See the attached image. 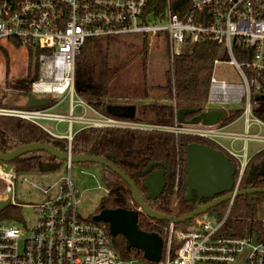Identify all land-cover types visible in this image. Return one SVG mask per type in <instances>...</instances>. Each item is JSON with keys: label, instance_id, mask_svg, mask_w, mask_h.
Masks as SVG:
<instances>
[{"label": "built area", "instance_id": "obj_1", "mask_svg": "<svg viewBox=\"0 0 264 264\" xmlns=\"http://www.w3.org/2000/svg\"><path fill=\"white\" fill-rule=\"evenodd\" d=\"M155 0H0V40L27 47L38 59L39 77L30 92L38 97L69 98V113L49 107H0V115L28 120L55 137L71 143L73 124L140 130H167L209 138L240 162L234 192L249 161L247 140L264 141V122L253 114L252 95L264 98V0H164L163 10ZM144 34L168 40L170 59L181 54L188 43L209 39L225 46L228 60L214 61L206 107L240 104L244 108L245 133L228 132L225 127L185 125L159 126L107 116L94 110L75 89L76 58L90 37ZM253 48L248 61L239 62L235 46ZM221 65L233 67L242 83L218 75ZM249 72H248V71ZM49 103V104H50ZM81 109L75 115L76 109ZM90 111L93 115H90ZM52 123V125H50ZM67 123L66 132L57 127ZM252 125L258 131L250 133ZM231 138L230 146L224 139ZM245 140L242 148L233 146ZM245 152V153H244ZM70 156V154H69ZM69 171L70 159L66 160ZM18 174L14 166L0 168L3 186L0 199L16 204L14 187ZM178 175L174 189L176 204ZM107 192V189H105ZM234 200V199H233ZM230 201V205L233 203ZM79 198L71 178L59 183V194L33 208L31 226L20 221H0V264H137L124 260L114 247L109 228L79 217ZM23 207V206H22ZM226 217L217 222L204 217L188 230L176 232L179 241L173 253L174 223L165 240L162 258L154 264H264V240L257 234L232 237L220 232ZM254 239L256 240L254 243Z\"/></svg>", "mask_w": 264, "mask_h": 264}, {"label": "trees", "instance_id": "obj_2", "mask_svg": "<svg viewBox=\"0 0 264 264\" xmlns=\"http://www.w3.org/2000/svg\"><path fill=\"white\" fill-rule=\"evenodd\" d=\"M154 4L159 10H163L165 6L164 0H155ZM161 43V49L151 50L149 37L144 34L88 38L76 58L77 94L101 114L168 127L176 124L179 108H199L201 111L218 109L213 106L207 108L206 105L214 61L216 59L226 61L229 58L225 46L209 39L188 43L172 62L168 40L164 39ZM1 49L4 50V47ZM234 52L237 60L243 63L251 58L253 48H246L244 45L235 46ZM133 68H137V71L132 72ZM38 77V64L35 69L29 67L22 85L24 90L30 92L32 81ZM114 99H141V101L124 105L114 103ZM251 100L255 105L256 102L261 104L253 107V114L264 122V98L261 99L253 94ZM51 105L50 103L44 107ZM0 107L25 108L28 105H9L4 102V96H0ZM113 108H121L122 112L115 113ZM243 112L242 106L228 109L218 126L230 125L240 118ZM192 115L189 114L190 117ZM31 143L46 144L72 156L87 154L107 158L133 179L144 203L149 208L165 215L174 214L178 218L189 214L198 205L210 201L200 198L197 190L192 192L191 198H187L186 152L189 144H204L221 150L237 168L235 179L240 167L239 160L219 144L198 135L176 134L157 129L86 126L77 130L69 143L67 138L55 137L28 120L0 115V153L7 154ZM263 160L264 148L249 158L239 190L264 188V175L260 173ZM65 161L45 150L33 149L20 154L8 164L15 167L18 175L45 174L58 171ZM81 164L98 167L101 170V179L107 192L101 198L97 213L105 208L137 210L138 224L142 230L158 233L164 239L168 237L170 222L153 219L142 211L133 198L129 184L117 173L95 162ZM159 168L165 169L166 186L160 196L149 199L143 183L149 173ZM177 175V196L174 205ZM262 204H264V193L237 196L231 205L230 201L223 202L191 220L174 224L173 253L179 246L176 232L188 230L204 217L213 218L217 222L226 217L220 227V232L224 235L244 237L254 233L260 240H264V219L258 216V209ZM22 210V205L19 203L10 204L0 212V221H20ZM87 220L94 221L93 217ZM97 223L108 228L107 223ZM113 243L122 259H140L149 262L137 249L128 250L126 239L122 235L113 237ZM150 263L154 264V262Z\"/></svg>", "mask_w": 264, "mask_h": 264}, {"label": "water", "instance_id": "obj_3", "mask_svg": "<svg viewBox=\"0 0 264 264\" xmlns=\"http://www.w3.org/2000/svg\"><path fill=\"white\" fill-rule=\"evenodd\" d=\"M49 103V97H38L31 92L27 94V105L29 108L44 107ZM113 111L119 114L122 112V109L113 108ZM188 114L196 115L188 120L186 119ZM225 115L226 112L222 109L201 111L199 108H179L177 111V122L185 125L202 124L204 126H214L219 124L221 118ZM33 149L45 150L59 159H70L72 163L95 162L110 168L129 184L133 198L142 211L153 219L166 220L174 224L191 220L194 217L206 213L220 203L235 199L237 196L264 193V188H248L234 192L237 168L231 164L229 158L221 150L204 144L191 143L188 145L186 152L187 198H191L192 192L197 190L199 191L200 198L210 199V201L204 205H198L189 214L178 218L174 214L165 215L149 208L144 203L133 179L116 166L114 162L104 157L87 154L69 156V154L60 152L49 145L31 143L23 145L7 154L0 153V160L3 163H9L20 154ZM260 173L264 175V160L260 167ZM143 185L148 191L147 197L149 199H155L160 196L166 186L165 169L159 168L149 173ZM10 204V198L0 199V212ZM138 218L139 214L137 210L124 208H105L93 216L94 221L108 224L110 234L113 237L122 235L126 239V247L128 250L135 248L143 253V257L147 261L159 262L162 258L165 240L158 233L142 230L138 224Z\"/></svg>", "mask_w": 264, "mask_h": 264}, {"label": "rangeland", "instance_id": "obj_4", "mask_svg": "<svg viewBox=\"0 0 264 264\" xmlns=\"http://www.w3.org/2000/svg\"><path fill=\"white\" fill-rule=\"evenodd\" d=\"M162 40L156 37H149L150 49L153 48L161 49ZM4 47V50L1 49ZM7 52V54H6ZM38 64L37 55L32 51L30 52L27 47H17L11 41L0 40V96H4V102L9 105L20 106L27 104V94L28 91L24 90L23 83L27 77L29 67L35 69ZM133 71H137V68H133ZM218 75L221 78H226L227 81L242 83L241 79L233 73V67L228 65H221L218 70ZM43 97V96H41ZM51 103L54 104L61 101L60 105L55 107L53 111L60 113H69V98L66 99L64 96L54 97L51 96ZM139 100H119L114 99L113 102L116 104H127L132 105ZM240 104H223L215 105L218 109H222L228 112L230 108H238ZM125 109V108H124ZM81 109L77 108L75 110V115L80 114ZM90 115L93 113L90 111ZM52 125V123H50ZM57 129L60 132L66 130L67 123H63ZM81 126H87L85 124H73V131H76ZM62 127V128H61ZM225 127V126H224ZM228 132H238L245 133V118L241 116L236 121L231 123L229 126L225 127ZM258 131L257 125H252L249 129L250 133H255ZM262 135H264V129L262 130ZM225 145L230 146L232 140L231 138L224 139ZM245 140L235 141L233 146L240 149L244 146ZM264 148V141H254L247 140L246 152L248 158H250L254 153ZM245 153V152H244ZM8 163H3L0 161V168H9ZM66 177H70L72 183L75 185L76 193L79 198V203L77 205V213L82 219H89L97 213V208L100 205L101 198L106 194L103 181L101 179L100 168L91 167L81 163H72V169L69 171L67 168V162L65 161L62 167L55 172L40 174H19L15 187L14 194L17 203L22 205V220L21 225L25 222L28 226H31L35 220L36 214L32 207L27 205L38 204L44 202L48 199H54L59 194V183ZM3 186V181L0 180V191ZM258 216L264 219V204L259 206ZM254 239V243H255ZM137 264H151L150 262L142 261L137 259Z\"/></svg>", "mask_w": 264, "mask_h": 264}, {"label": "crops", "instance_id": "obj_5", "mask_svg": "<svg viewBox=\"0 0 264 264\" xmlns=\"http://www.w3.org/2000/svg\"><path fill=\"white\" fill-rule=\"evenodd\" d=\"M53 109H54V108H53ZM60 125H62V127L65 126V125H63V124H60ZM60 125H59V126H60ZM227 126H229V125H227ZM227 126H225V127H227ZM62 127H61V128H62ZM83 127H86V126H81V127H79L77 130H79V129L83 128ZM66 130H67V127H66ZM66 130L63 131V132H66ZM77 130H76V131H77ZM76 131H74V133H75Z\"/></svg>", "mask_w": 264, "mask_h": 264}, {"label": "flooded vegetation", "instance_id": "obj_6", "mask_svg": "<svg viewBox=\"0 0 264 264\" xmlns=\"http://www.w3.org/2000/svg\"><path fill=\"white\" fill-rule=\"evenodd\" d=\"M194 115H196V114H193L191 117L189 116V114L186 116V119H191Z\"/></svg>", "mask_w": 264, "mask_h": 264}]
</instances>
